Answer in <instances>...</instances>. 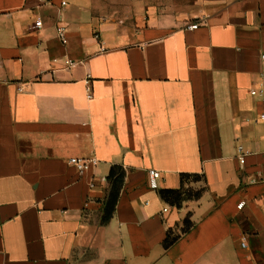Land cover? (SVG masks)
<instances>
[{
	"label": "crops",
	"instance_id": "0c3cea01",
	"mask_svg": "<svg viewBox=\"0 0 264 264\" xmlns=\"http://www.w3.org/2000/svg\"><path fill=\"white\" fill-rule=\"evenodd\" d=\"M263 89L264 0H0V264H264Z\"/></svg>",
	"mask_w": 264,
	"mask_h": 264
},
{
	"label": "trees",
	"instance_id": "16d2710c",
	"mask_svg": "<svg viewBox=\"0 0 264 264\" xmlns=\"http://www.w3.org/2000/svg\"><path fill=\"white\" fill-rule=\"evenodd\" d=\"M126 178V171L121 166H112L109 176L107 178L109 183V190L104 202V210L102 216V223H108L114 216L118 200L122 188L124 186ZM181 187L178 190H160V197L168 204L181 208L182 204L186 201L199 200L205 192L204 188L195 189L191 185L199 183L204 180V177L199 174H181ZM193 223L191 221V216L188 215L184 220V226L182 229V234L187 233L192 228ZM180 235L174 234L172 231L167 233V237L164 241V247L169 249L172 247L179 239Z\"/></svg>",
	"mask_w": 264,
	"mask_h": 264
},
{
	"label": "built area",
	"instance_id": "2783aa9c",
	"mask_svg": "<svg viewBox=\"0 0 264 264\" xmlns=\"http://www.w3.org/2000/svg\"><path fill=\"white\" fill-rule=\"evenodd\" d=\"M62 5H66V2H62ZM42 27V22L38 21L35 23V27L34 28H41ZM199 25L198 24H189L187 25V29L189 30H195L198 29ZM65 32L66 29L64 27H58L57 28V34L58 37L60 38V40L65 43ZM264 93V89L263 90H252L251 94L252 95H261ZM89 98H91V96L89 95ZM261 119L264 120V114L261 115ZM238 158L240 161L241 165H244L245 163V153L243 151V149L241 147L238 148ZM70 163L75 166L77 168V170L83 175L86 172H88L92 166H95L97 164L96 160H90V159H79V158H72L70 160ZM162 179V174L157 171V170H149L148 172V185L149 188L151 190L157 191L160 188V180ZM244 206V203H241L239 205V208H242ZM242 248H246L247 247V238L244 237L242 240V244H241Z\"/></svg>",
	"mask_w": 264,
	"mask_h": 264
}]
</instances>
